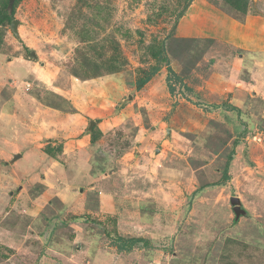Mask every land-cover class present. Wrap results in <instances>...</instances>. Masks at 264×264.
Returning a JSON list of instances; mask_svg holds the SVG:
<instances>
[{
  "label": "rangeland",
  "instance_id": "obj_1",
  "mask_svg": "<svg viewBox=\"0 0 264 264\" xmlns=\"http://www.w3.org/2000/svg\"><path fill=\"white\" fill-rule=\"evenodd\" d=\"M232 9L0 0V264H264V40L205 25L264 0Z\"/></svg>",
  "mask_w": 264,
  "mask_h": 264
},
{
  "label": "crops",
  "instance_id": "obj_2",
  "mask_svg": "<svg viewBox=\"0 0 264 264\" xmlns=\"http://www.w3.org/2000/svg\"><path fill=\"white\" fill-rule=\"evenodd\" d=\"M223 17L224 18H222V23L220 25H218V22L213 23V18L210 19L209 21L206 20L205 25L208 27V29L211 30V32L219 33L220 36L225 37L227 40L226 43H229L232 46L235 45L240 46L241 43L239 45L238 41L241 40L244 41L243 42L244 45L242 44L241 46L250 49L253 47L252 43L262 42L264 40V29L262 28V23H263L262 20L264 19L254 16L250 18V16H247L246 24H241L236 22L237 26H235V28H237V30L232 33L231 30L227 31V27H226L227 26L226 23L228 22V16H223ZM249 22L252 23L248 29L247 25ZM252 91L253 90H250L249 93H256ZM243 93L245 94L246 92H242V94Z\"/></svg>",
  "mask_w": 264,
  "mask_h": 264
},
{
  "label": "trees",
  "instance_id": "obj_3",
  "mask_svg": "<svg viewBox=\"0 0 264 264\" xmlns=\"http://www.w3.org/2000/svg\"><path fill=\"white\" fill-rule=\"evenodd\" d=\"M224 3L226 4V7H231L233 8L235 11H239L240 13L244 14L246 13V7H247V0H223ZM232 9V10H233ZM229 11H231L230 9H228ZM3 15H5L6 20L7 21H11L13 19V17L11 15H8L7 12L5 10L2 11ZM0 17H2V15L0 14ZM235 17V16H234ZM237 18V17H235ZM241 20V19H240ZM158 70V66H155L153 68V71ZM151 77L150 73H145L143 77H141L138 80L137 83V88L142 87L143 85H145V83H147L149 81V78ZM227 175V174H226ZM225 178V177H224Z\"/></svg>",
  "mask_w": 264,
  "mask_h": 264
},
{
  "label": "water",
  "instance_id": "obj_4",
  "mask_svg": "<svg viewBox=\"0 0 264 264\" xmlns=\"http://www.w3.org/2000/svg\"><path fill=\"white\" fill-rule=\"evenodd\" d=\"M16 24H17V22H16L15 20H13V21L11 22V26H12V28H13L14 30H15V26H16ZM230 201H231L232 204H235V203L238 202L236 198H231ZM233 208H234V211L236 212V215H238V214L240 213V209H239L237 206H234Z\"/></svg>",
  "mask_w": 264,
  "mask_h": 264
}]
</instances>
